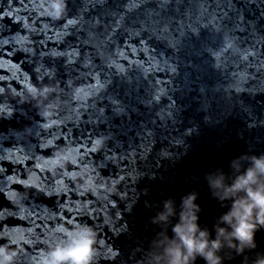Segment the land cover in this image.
<instances>
[{
  "label": "water",
  "instance_id": "water-1",
  "mask_svg": "<svg viewBox=\"0 0 264 264\" xmlns=\"http://www.w3.org/2000/svg\"><path fill=\"white\" fill-rule=\"evenodd\" d=\"M63 2L52 19L48 0H0V232L16 237L0 245L31 264L83 225L92 264H147L188 196L215 239L232 200L211 181L264 158V0ZM166 202L175 215L154 222ZM253 243L223 242L221 264L264 258V226Z\"/></svg>",
  "mask_w": 264,
  "mask_h": 264
},
{
  "label": "clouds",
  "instance_id": "clouds-1",
  "mask_svg": "<svg viewBox=\"0 0 264 264\" xmlns=\"http://www.w3.org/2000/svg\"><path fill=\"white\" fill-rule=\"evenodd\" d=\"M63 0H48L47 6L40 4L41 14H47L52 19H60L64 10ZM30 95H37V89L29 84L24 85ZM2 91V89H0ZM54 91L53 87L45 86L40 95L46 97ZM53 105L46 106L43 113L48 117L52 114ZM62 157L57 154V160L48 162L56 164ZM252 166L242 175L238 176L231 185H225L223 177L211 181V186L219 190L216 195L221 201L232 200L228 212L220 217V223L227 225L217 227L216 238L209 239L206 230H201L198 225L195 196H188L182 202L179 221L172 227L173 237L169 239L162 234V238L154 247L161 251L150 255L147 264H192L197 257H201L206 264H221L217 255L227 242V247L241 252L245 247H254L253 236L258 226H264V158H253ZM94 179L84 180L82 188L85 192L94 189ZM109 192L111 189H107ZM175 215L171 202L164 204V211L158 214L156 221L167 223L169 217ZM55 231L63 233L69 243L56 245L46 252L38 253L37 259L31 264H92L95 254L96 233L88 226L78 225L73 229L58 226ZM0 239H11L16 245L14 233L7 229L0 232ZM237 241L238 243H233ZM0 264H29L24 259L23 249L19 246L0 245ZM257 264H264V258Z\"/></svg>",
  "mask_w": 264,
  "mask_h": 264
}]
</instances>
